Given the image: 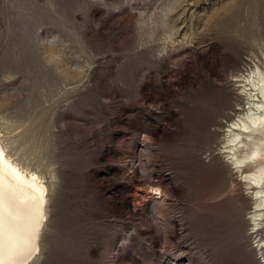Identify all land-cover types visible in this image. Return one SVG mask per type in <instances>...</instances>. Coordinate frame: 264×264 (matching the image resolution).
Instances as JSON below:
<instances>
[{"label": "rangeland", "instance_id": "374dc122", "mask_svg": "<svg viewBox=\"0 0 264 264\" xmlns=\"http://www.w3.org/2000/svg\"><path fill=\"white\" fill-rule=\"evenodd\" d=\"M256 68L264 0H0V138L49 190L30 264H264L226 148Z\"/></svg>", "mask_w": 264, "mask_h": 264}, {"label": "bare ground", "instance_id": "6f19581e", "mask_svg": "<svg viewBox=\"0 0 264 264\" xmlns=\"http://www.w3.org/2000/svg\"><path fill=\"white\" fill-rule=\"evenodd\" d=\"M256 69L251 76L242 78V89L249 97L250 107L246 117L230 127L226 148L230 151L228 161L236 166H242L249 159L259 162L257 172L244 176L245 181L259 189L255 192L258 201L252 213L258 227L264 221L261 213L264 211L261 210L264 208V72ZM153 191L160 192V189ZM48 192L38 174L28 173L12 160L0 138V264H30L35 259L48 217ZM119 203L126 209L135 207L134 201L120 200Z\"/></svg>", "mask_w": 264, "mask_h": 264}]
</instances>
